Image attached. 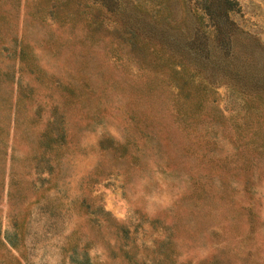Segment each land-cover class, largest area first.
Segmentation results:
<instances>
[{
	"label": "rangeland",
	"instance_id": "374dc122",
	"mask_svg": "<svg viewBox=\"0 0 264 264\" xmlns=\"http://www.w3.org/2000/svg\"><path fill=\"white\" fill-rule=\"evenodd\" d=\"M112 1L0 0V264H264V0H230L217 59L193 1Z\"/></svg>",
	"mask_w": 264,
	"mask_h": 264
},
{
	"label": "trees",
	"instance_id": "16d2710c",
	"mask_svg": "<svg viewBox=\"0 0 264 264\" xmlns=\"http://www.w3.org/2000/svg\"><path fill=\"white\" fill-rule=\"evenodd\" d=\"M193 1L194 6L198 7L201 10L203 16H205L206 21L202 24L204 29L196 25L192 30V33L186 38V47L191 53H199L203 49L206 53H210L212 59H217L218 54L221 51L223 56H230L231 54V43L233 42V30L234 23L229 17V12L234 10L232 6V1L230 0H188ZM92 4H100L104 6L107 10L113 11L114 1L112 0H91ZM202 29V31H200ZM201 35L202 37H200ZM2 39L0 38V41ZM16 59L18 62L25 61L30 67L29 72L32 71L33 65L30 59V53L23 48H19L16 54ZM190 81L189 78H187ZM175 85L176 83H172ZM177 87V85H175ZM243 89V87H242ZM79 96L74 95V98L69 101V103L75 102L78 100ZM54 106H52L53 108ZM17 109V108H16ZM55 109L50 112L51 117H46L47 123L50 124L49 131H40V134L37 138V146L39 148L38 153H33L29 159L34 162L32 165L35 170H42L46 174H52L57 166L59 158L62 156L63 147L65 146V141L62 140L65 132L62 123L64 122V116H55ZM17 123V118H16ZM34 122L30 123L29 126H33ZM25 128H28L26 126ZM54 130V131H53ZM2 143V137L0 136V144ZM14 155L10 151L8 159L13 160ZM39 180L48 181L47 176L39 177ZM38 196L34 198L36 201ZM25 221V214L22 215L20 221L14 222V229L10 233V236L7 237L8 243L11 247H16V243L13 241L21 237V229L23 228V223ZM75 252V248L70 253ZM71 260H76L75 257L71 254ZM77 262V261H75Z\"/></svg>",
	"mask_w": 264,
	"mask_h": 264
}]
</instances>
